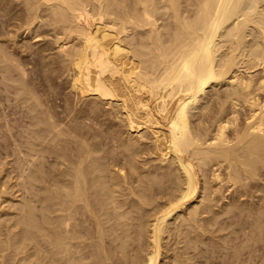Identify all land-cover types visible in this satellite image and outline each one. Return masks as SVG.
<instances>
[{
    "label": "bare ground",
    "instance_id": "6f19581e",
    "mask_svg": "<svg viewBox=\"0 0 264 264\" xmlns=\"http://www.w3.org/2000/svg\"><path fill=\"white\" fill-rule=\"evenodd\" d=\"M245 2L0 0V264H264Z\"/></svg>",
    "mask_w": 264,
    "mask_h": 264
},
{
    "label": "rangeland",
    "instance_id": "374dc122",
    "mask_svg": "<svg viewBox=\"0 0 264 264\" xmlns=\"http://www.w3.org/2000/svg\"><path fill=\"white\" fill-rule=\"evenodd\" d=\"M246 1H248V2H245V3H244V4H246V5H245V6L243 5V6H244V7H242L243 9L241 8V9L243 10V12H244V11H245V12H246V11L248 12V11L250 10V8L252 7V2H251L252 0H246ZM242 10H241V11H242ZM34 39H35V40H34ZM34 39H33L32 41H38L37 38H34Z\"/></svg>",
    "mask_w": 264,
    "mask_h": 264
}]
</instances>
